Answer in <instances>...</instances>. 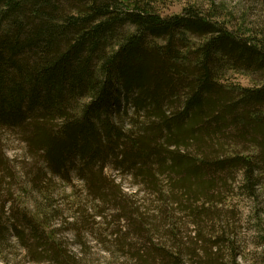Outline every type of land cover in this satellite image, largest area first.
Here are the masks:
<instances>
[{"label":"trees","instance_id":"trees-1","mask_svg":"<svg viewBox=\"0 0 264 264\" xmlns=\"http://www.w3.org/2000/svg\"><path fill=\"white\" fill-rule=\"evenodd\" d=\"M263 51L195 8L162 15L143 0H0V189L17 181L2 144L16 130L26 143L22 189L49 201L42 220L8 193L0 239L14 235L33 260L79 264L48 230L47 211L49 182L73 188L75 174L83 185L72 190L70 224L110 216L118 232L140 236L137 264H242L215 209L235 190L264 197ZM108 167L138 189L128 193ZM143 205L155 206L152 227ZM171 211L188 213L187 236Z\"/></svg>","mask_w":264,"mask_h":264},{"label":"rangeland","instance_id":"rangeland-1","mask_svg":"<svg viewBox=\"0 0 264 264\" xmlns=\"http://www.w3.org/2000/svg\"><path fill=\"white\" fill-rule=\"evenodd\" d=\"M148 3L150 7H154L157 12L162 15H174L185 13L187 8H195L217 23L221 22L230 31L242 35L244 38L249 39L255 43L259 48L264 50V0H143ZM264 52V51H263ZM232 81L241 83L242 85H254V78L245 72H230L228 76ZM2 144L6 154L12 161L17 174V181L13 184V188L5 185L0 189V205L3 200H7L8 193H14L17 200L16 203L21 208H28L35 216L44 217L43 208H47L44 200L40 196V190L22 189L27 187L26 175L22 171V163L25 160L26 143L23 142L21 134L16 130H6L2 135ZM107 172L113 176H117V180L122 179L125 190L128 193H134L138 188L135 179L131 178L129 174L119 172L112 167L107 168ZM71 183L75 186L68 184L65 180L55 177L53 182H49V188L52 192V206L55 212L49 211L52 215L51 222L48 226L49 231L57 229V239H63V243L70 254L77 255L79 264H137L135 262L139 249L143 247L141 242H136V239H141L140 236L127 235L124 231L118 232V226L111 223L110 216L103 224L98 223L100 218L96 219V223L88 224L85 221H79L76 224L71 223V216L74 213L71 204H74L75 198L72 191L76 189L77 194H80L83 181L77 176L73 175ZM12 182V181H11ZM7 183H9L7 181ZM9 187V188H8ZM31 191V192H29ZM142 192H138L137 197L140 202L147 200ZM28 202V205L27 203ZM37 202V205H36ZM7 206L10 207L14 204V199L6 201ZM76 204V203H75ZM40 206V212H38ZM150 208V209H148ZM154 205L147 207L142 206L141 211L146 212L145 216L148 221V227H152L154 221L152 213ZM215 209V217L217 224H229L231 233L234 239H238V250L241 255L242 264H264V197L257 200H250L243 196L242 193L236 192L227 194L223 198L222 204ZM48 209V208H47ZM171 210V209H170ZM214 211V210H213ZM35 212V213H34ZM173 212V211H171ZM175 217V222L178 223V231L183 236H187V228H192L185 224L188 220V213L182 212L170 213ZM50 216V215H49ZM66 220L64 221L63 219ZM70 221V222H69ZM184 223V224H181ZM211 227L212 223L208 222ZM207 226V223H205ZM219 225V224H218ZM177 227V226H176ZM121 230V228H120ZM77 231V233L75 232ZM116 231V234H114ZM163 232V230H160ZM131 233V231H130ZM8 239H0V264H49L47 261H38L29 258L26 255V249L22 248L16 243L14 235H9ZM7 236V237H8ZM153 239L160 237L158 233ZM148 235V237H151ZM161 238V237H160ZM82 239V243H79ZM114 239L118 241L114 242ZM187 239V238H184ZM167 239L161 241L155 240L157 243H164ZM114 242V243H113ZM170 245V244H168ZM169 249V248H168ZM153 258H156L152 256ZM157 259V258H156ZM186 264H191L190 258L184 257ZM153 261V260H152ZM226 264H232L226 257ZM224 261V262H226ZM168 264L169 260L163 261ZM159 264V262H155Z\"/></svg>","mask_w":264,"mask_h":264}]
</instances>
